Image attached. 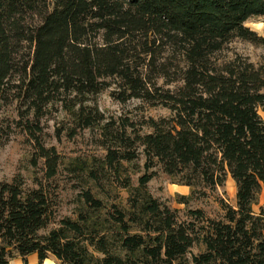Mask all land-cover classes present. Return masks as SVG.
<instances>
[{"label":"trees","instance_id":"trees-1","mask_svg":"<svg viewBox=\"0 0 264 264\" xmlns=\"http://www.w3.org/2000/svg\"><path fill=\"white\" fill-rule=\"evenodd\" d=\"M256 16L264 17V0H0V101L17 102L46 180L58 155L33 124L59 103L76 127H91L101 117L86 102L113 85L121 102L171 113L149 118L146 133L120 132L106 166L135 159L138 143L147 171L159 164L192 192L221 186L227 174L236 185V205L222 203V219L197 208L181 221L147 191L154 174L145 171L137 186L124 185L135 196L114 228L84 213L42 233L54 218L44 184L24 191L19 176L0 181V264H46L50 255L59 264H264V209L253 211L264 190V64L216 57L233 38L264 43L245 26ZM83 197L100 208L89 191ZM196 244L203 250L188 258Z\"/></svg>","mask_w":264,"mask_h":264},{"label":"rangeland","instance_id":"rangeland-1","mask_svg":"<svg viewBox=\"0 0 264 264\" xmlns=\"http://www.w3.org/2000/svg\"><path fill=\"white\" fill-rule=\"evenodd\" d=\"M245 26L264 37V17H251ZM216 57L219 61L239 57L260 66L264 64V43L254 44L233 38ZM158 84L173 89L179 83L166 84L159 79ZM112 86L90 96L86 102L95 107L101 117L91 127H76L73 117L59 103L47 109L37 127L33 124L32 131L40 143L46 148L53 147L58 155L57 172L48 180L44 177L45 159L37 156L34 137L20 125L19 120L24 122L25 118L21 119L17 102L0 101V181L11 182L19 176L24 191L36 188L40 181L44 184L53 200L54 218L42 233L57 227L62 218L79 220V214L84 213L97 217L104 226L114 228L117 210L126 214L131 212L129 198L135 193H131L129 187L124 185L129 183L130 188L138 185V178L147 171L144 166L145 155L142 147L135 143L131 149H135V159L123 160L119 165L109 167L104 164L107 145L115 148V137L122 134L120 132L123 130L131 137L150 131L146 124L149 118L168 117L171 112L165 106L137 98L121 102L113 96ZM147 172L154 174L146 185L147 191L161 205L174 210L181 221L188 218L189 209L197 208L202 209L207 217L222 219V203L232 207L236 205V185L230 174H227L221 186L192 192L191 188L177 184L164 173L159 164H154ZM84 191H89L94 199L101 202L99 209L95 210L85 202ZM181 195L185 199H180ZM261 208L264 209V190L258 193L253 211L259 213ZM202 250L203 246L196 244L187 257ZM27 261L37 262V255H28ZM9 263L22 264V261L20 258H11ZM45 263L59 264L51 255Z\"/></svg>","mask_w":264,"mask_h":264}]
</instances>
